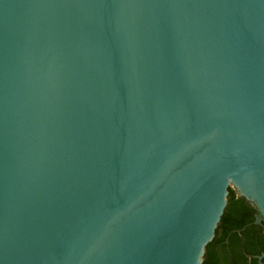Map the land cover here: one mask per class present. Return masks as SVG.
I'll return each instance as SVG.
<instances>
[{"label": "water", "instance_id": "obj_1", "mask_svg": "<svg viewBox=\"0 0 264 264\" xmlns=\"http://www.w3.org/2000/svg\"><path fill=\"white\" fill-rule=\"evenodd\" d=\"M230 187L264 221V0H0V264H202Z\"/></svg>", "mask_w": 264, "mask_h": 264}, {"label": "trees", "instance_id": "obj_2", "mask_svg": "<svg viewBox=\"0 0 264 264\" xmlns=\"http://www.w3.org/2000/svg\"><path fill=\"white\" fill-rule=\"evenodd\" d=\"M258 210L230 187L227 205L202 264H264V221Z\"/></svg>", "mask_w": 264, "mask_h": 264}]
</instances>
